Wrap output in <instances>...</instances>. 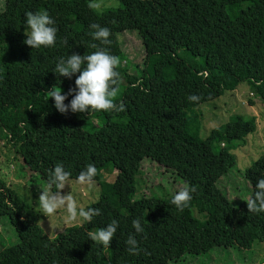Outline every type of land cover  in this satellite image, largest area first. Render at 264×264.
I'll use <instances>...</instances> for the list:
<instances>
[{
  "label": "trees",
  "instance_id": "1",
  "mask_svg": "<svg viewBox=\"0 0 264 264\" xmlns=\"http://www.w3.org/2000/svg\"><path fill=\"white\" fill-rule=\"evenodd\" d=\"M89 2L4 0L0 11V133L46 184L58 163L70 180L94 164L98 195L84 208L101 210L90 222L50 237L27 202L8 186L0 189V220H9L17 238L0 249V264H180L187 256H245L254 243L264 246V213L249 212L247 202L234 207L217 186L236 166L232 151L246 143L254 119L234 115L201 137L197 110L238 82L264 105V0H118V7L100 12ZM43 10L55 20L56 43L32 49L24 43L26 13ZM93 23L110 29V45L92 38ZM129 30L143 46V67L134 66L135 72L118 38ZM92 44L120 58L116 102L126 110L61 114L46 93L55 86L67 94L79 73L59 78L55 65L73 53L95 52ZM189 95L200 99L191 102ZM20 105L26 111L16 119ZM146 158L196 187L183 211L171 204L173 195L135 196V175ZM108 167L116 172L111 182L102 179ZM244 177L252 197L264 178V153ZM135 219L143 232L136 233ZM113 220L117 231L105 249L88 233ZM129 235L138 241V254L128 251Z\"/></svg>",
  "mask_w": 264,
  "mask_h": 264
},
{
  "label": "rangeland",
  "instance_id": "2",
  "mask_svg": "<svg viewBox=\"0 0 264 264\" xmlns=\"http://www.w3.org/2000/svg\"><path fill=\"white\" fill-rule=\"evenodd\" d=\"M4 0H0V11L3 8ZM104 8H115L119 6L118 0H105ZM103 8V9H104ZM121 42V49L125 53V60L128 67H143V46L135 30L126 31L118 35ZM178 56L185 57L184 51L179 50ZM218 81L217 79H215ZM253 101L250 104L249 101ZM201 118L200 136L206 137L211 128L226 123L234 115H244L253 117V129L250 130L244 145H239L233 149L236 156V166H234L226 178L217 182L218 188L232 203L234 207L245 203L244 199L249 198V184L244 177V170L249 167L256 159L264 153V105L261 104L250 92L246 82H238L233 89L226 88L224 93L210 102L200 104L197 109ZM26 111L24 105L13 113L14 118L21 119ZM1 134V133H0ZM115 170L102 171V179L113 181ZM71 185H66L62 194L71 193L77 201L78 208L85 207L87 204L96 200L98 186L93 184L81 185L78 180H70ZM10 187L16 194L31 207L32 214L37 218L38 223L44 232L52 237L59 233L67 232L73 225L83 222L82 218L70 221L67 218L65 208H60L51 217L42 214L38 198L41 189L47 188L44 180L40 179L36 173L30 172L20 156L15 152L14 147L0 135V189ZM135 196L140 194L146 196L169 197L174 195L183 187L185 182L176 174L167 171L163 166L150 159H144L138 173L135 175ZM197 212L193 215L197 217ZM17 243L12 225L9 220H0V249L9 247ZM264 257V246L254 243L250 254L237 255L231 252L228 255H219L212 252L209 256H187L180 264H261ZM248 262V263H245Z\"/></svg>",
  "mask_w": 264,
  "mask_h": 264
},
{
  "label": "clouds",
  "instance_id": "3",
  "mask_svg": "<svg viewBox=\"0 0 264 264\" xmlns=\"http://www.w3.org/2000/svg\"><path fill=\"white\" fill-rule=\"evenodd\" d=\"M105 0H90L88 8L94 12H100L105 7ZM26 26L30 31L25 32L27 39L24 43L32 49H38L41 46L52 47L56 43L57 28L54 27L55 20L49 15L47 10L26 13ZM93 30L89 34L102 45H110V29L102 27L100 24L90 25ZM67 43V41H65ZM97 50L91 54L78 53L69 55L67 59L61 57L55 65L54 73L57 77L71 79L74 74L79 73L75 80V87L70 88L67 94H62V90H56L54 86L48 90L46 96L54 99L55 108L61 114L87 113L98 111L123 112L126 106L123 102L117 103L116 98L121 92L122 77L116 69L120 66V58L111 55L107 48H100L96 44L91 45ZM83 66V67H82ZM259 83V82H258ZM71 96L70 103L65 101ZM189 101L198 102L197 95H189ZM98 173L94 164H88L82 170L77 178L81 185L91 186ZM70 173L65 170L63 164L58 163L54 169L48 171L47 188L41 189L38 198L39 208L44 216L51 217L58 209L65 208L67 218L70 221H76L82 218L84 221H91L94 216H99L101 210L98 208L85 209L79 207L77 201L71 193L64 195L62 190L66 185H71ZM53 186L57 191L52 192ZM197 189L194 186H185L171 199V204L179 211H183L189 206L192 199V193ZM251 213H264V178H260L255 185V192L252 197L244 199ZM136 233L143 232L140 220L132 221ZM118 221L113 220L104 228L96 231H90V239L102 245L105 249L109 248L117 231ZM126 244L129 246L130 254H138V241L134 235H129Z\"/></svg>",
  "mask_w": 264,
  "mask_h": 264
},
{
  "label": "built area",
  "instance_id": "4",
  "mask_svg": "<svg viewBox=\"0 0 264 264\" xmlns=\"http://www.w3.org/2000/svg\"><path fill=\"white\" fill-rule=\"evenodd\" d=\"M261 264H264V262H262Z\"/></svg>",
  "mask_w": 264,
  "mask_h": 264
}]
</instances>
